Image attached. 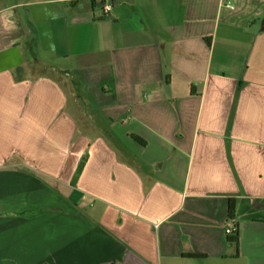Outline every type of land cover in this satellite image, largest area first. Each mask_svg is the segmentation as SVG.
Masks as SVG:
<instances>
[{
    "label": "crops",
    "instance_id": "crops-1",
    "mask_svg": "<svg viewBox=\"0 0 264 264\" xmlns=\"http://www.w3.org/2000/svg\"><path fill=\"white\" fill-rule=\"evenodd\" d=\"M0 264H264V0H0Z\"/></svg>",
    "mask_w": 264,
    "mask_h": 264
},
{
    "label": "trees",
    "instance_id": "trees-1",
    "mask_svg": "<svg viewBox=\"0 0 264 264\" xmlns=\"http://www.w3.org/2000/svg\"><path fill=\"white\" fill-rule=\"evenodd\" d=\"M133 139L138 141L141 144H145V141L141 139L139 136L136 135H131ZM81 165V162L79 163V166ZM234 211H235V200L234 198H230L228 200V207H227V217L229 219H232L234 217ZM227 240L231 243H233L237 249V244H238V230L236 228V231L234 233L228 234ZM186 257H200L201 255L195 254V253H188L185 254Z\"/></svg>",
    "mask_w": 264,
    "mask_h": 264
},
{
    "label": "built area",
    "instance_id": "built-area-1",
    "mask_svg": "<svg viewBox=\"0 0 264 264\" xmlns=\"http://www.w3.org/2000/svg\"><path fill=\"white\" fill-rule=\"evenodd\" d=\"M109 9H110V5L104 3L103 6H102L103 13L106 14ZM235 231H236V227L233 225L231 220H229V222L226 224V226L224 228V232L226 234H231V233H234Z\"/></svg>",
    "mask_w": 264,
    "mask_h": 264
},
{
    "label": "rangeland",
    "instance_id": "rangeland-1",
    "mask_svg": "<svg viewBox=\"0 0 264 264\" xmlns=\"http://www.w3.org/2000/svg\"><path fill=\"white\" fill-rule=\"evenodd\" d=\"M88 135H91V133H90V134H88Z\"/></svg>",
    "mask_w": 264,
    "mask_h": 264
}]
</instances>
